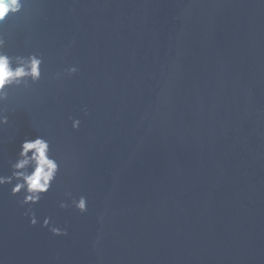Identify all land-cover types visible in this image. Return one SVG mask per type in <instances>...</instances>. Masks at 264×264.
Returning <instances> with one entry per match:
<instances>
[{
	"label": "water",
	"instance_id": "1",
	"mask_svg": "<svg viewBox=\"0 0 264 264\" xmlns=\"http://www.w3.org/2000/svg\"><path fill=\"white\" fill-rule=\"evenodd\" d=\"M0 35L44 60L0 176L37 136L60 163L38 205L0 186V264H264V0H26Z\"/></svg>",
	"mask_w": 264,
	"mask_h": 264
},
{
	"label": "clouds",
	"instance_id": "2",
	"mask_svg": "<svg viewBox=\"0 0 264 264\" xmlns=\"http://www.w3.org/2000/svg\"><path fill=\"white\" fill-rule=\"evenodd\" d=\"M26 0H0V25H3L11 16L19 15L25 7ZM6 41L0 35V127L9 124V117L3 105L9 100L10 90L25 88L38 84L43 76V57L38 54L29 56H10L4 49ZM78 72V68L72 66L65 70V75L71 77ZM57 79L61 78L57 74ZM86 112V109H85ZM81 121L74 119L72 127L79 130ZM12 174L0 176V186L12 185L13 196L23 198L21 206L38 205L42 198L52 189L60 174V163L53 157L51 144L44 136L34 139H25L20 151L17 153L15 162L11 164ZM65 196L71 200V205L61 201L60 208L74 207L81 214L88 212V200L86 196L73 198L70 192ZM29 217L33 227L38 224L36 213L31 207L25 213ZM43 227L48 228L54 236H66L67 229H61L52 224L51 218H45Z\"/></svg>",
	"mask_w": 264,
	"mask_h": 264
}]
</instances>
